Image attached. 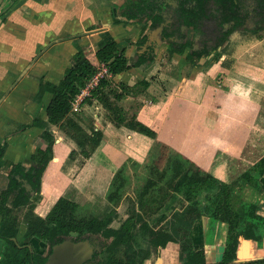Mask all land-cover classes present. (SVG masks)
<instances>
[{"label": "crops", "instance_id": "crops-1", "mask_svg": "<svg viewBox=\"0 0 264 264\" xmlns=\"http://www.w3.org/2000/svg\"><path fill=\"white\" fill-rule=\"evenodd\" d=\"M117 6L118 0H0V144L6 142L0 158V190L5 188L7 172L13 164H35L39 171L47 167L39 156L47 148V134L56 133V127L47 122L45 109L79 49L97 65L99 49L110 42L128 40L125 57L130 63L136 60L135 42L148 32L149 23L120 17ZM149 38L157 40L156 33L152 31ZM167 45L160 42L152 61L113 77L115 82L127 85L142 79L148 82L146 94L137 97L142 102L137 118L157 132L156 138L107 125L96 103L88 105L82 103L83 99L80 109H86L85 104L88 109L95 108L98 112L94 115L103 118L105 131L102 123L96 125L101 126L104 135H108L107 131L117 134V138L123 135L128 151L132 148L129 155H135L138 141L151 147L166 146L204 171L225 172L228 162L240 170L239 161L251 143L252 127L264 113L258 105L264 96V82L222 61L208 65V59L189 67L183 76L182 70L163 55ZM175 55L170 59L175 60ZM222 57L224 62L229 59L228 55ZM158 74L159 78L154 77ZM53 161L52 157L50 162ZM258 184L264 193V175ZM261 209L264 216V203ZM14 212L18 210L12 217ZM16 221H11L9 227L10 231L17 230L19 240V236H25V226L21 224L23 228L18 229ZM2 225L0 220V229ZM200 225L199 231L212 234L211 241L202 247L208 262L244 264L264 257V234L260 242H253L241 238L238 229L230 230L224 222L212 223L207 229L208 221L205 224L202 217ZM12 249L0 239V264H6L5 252Z\"/></svg>", "mask_w": 264, "mask_h": 264}, {"label": "trees", "instance_id": "trees-1", "mask_svg": "<svg viewBox=\"0 0 264 264\" xmlns=\"http://www.w3.org/2000/svg\"><path fill=\"white\" fill-rule=\"evenodd\" d=\"M209 1L214 0H118L117 13L120 17L149 23L148 32L135 42L138 50L136 60L130 63L125 57L126 45L130 44L128 40L110 42L99 49L96 52L97 65H93L84 55L83 49H79L72 56L71 66L65 70L46 106L47 122L57 127L73 141L80 153L86 156L92 153L105 139L103 131L100 128H92L89 132L84 130L73 117V114L80 115L77 113L80 112V107L77 111H72L71 103L80 90L104 67L108 74L98 79L96 85L90 89L89 96L85 97L82 103L98 104L103 110L104 118L116 128L124 127L154 138V131L137 118L142 106V102L137 97L146 94L148 82L142 79L133 85H127L123 82H115L113 79L115 75L152 61L155 48L160 42L168 43L169 58L173 54L182 55L184 65L195 67L201 59H208L213 52L219 55L220 52L218 54L217 50L233 32L241 30L256 33L264 30V18L260 24L255 25L252 23L237 24L231 17H228L221 23L222 38L210 48H200L197 43L196 12ZM216 1L238 6L245 0ZM173 16H177L179 20L178 29L168 30V21H171ZM152 31L156 33L157 40H150L149 36ZM130 94L136 96L131 98ZM262 115L264 116V113ZM261 118L259 117L257 122ZM5 148L6 142L1 143L0 158ZM163 148L168 149L166 146H162ZM251 152L254 154L255 150ZM259 154L255 160L248 162L249 164L241 171L238 178L224 182L212 176L210 172L203 171L186 157L170 152L171 157L167 163L169 168L166 170L169 175L167 187L191 198L194 193L209 189L213 184L220 185L213 198L216 208L210 213L212 220L226 223L230 230L238 229V235L241 238L260 242L264 234V216L259 213V206L256 203L245 205L244 202L234 205L229 201L232 195L229 188L232 186H252L261 192L258 181L259 177L264 175V149ZM36 168L35 164L29 167L21 163L13 164L7 172L5 188L0 190V215H4H2L3 225L0 229V239L16 250L10 256L6 255L9 250L5 252L6 264H43L51 254L53 247L64 242L63 239L70 236L74 230H77L78 235L100 234L105 240L111 239V242L104 248L103 257L108 255V260L103 264H138L141 259L138 258L137 251L131 249L130 246V240L136 229L147 234L150 249H155L154 254L159 248L166 247L168 243L178 244L179 258L183 260V264H240L226 260L208 262L202 248L194 249L189 232L195 219L201 220L202 217L208 215L207 206L194 210L189 216L184 210L178 211L174 215V220H176L173 221L174 227L171 230L166 226L151 227L142 221L140 214H137V220L141 222L138 225L139 228H135L136 221L134 220L132 223L125 222L118 228H114L107 226V221L98 217H76L73 214L75 204L65 196H59L46 215L40 217L34 213L33 204H31V195H36L41 186L40 171ZM26 207L23 217L26 224L24 235L28 238L43 239L47 245L46 253L34 252L26 248L27 245H18L17 230L10 231L8 219L12 217L13 211ZM12 238H15V241ZM124 244H127V247L121 250ZM23 253H26V257ZM94 257H96L95 254ZM244 264H264V257Z\"/></svg>", "mask_w": 264, "mask_h": 264}, {"label": "rangeland", "instance_id": "rangeland-1", "mask_svg": "<svg viewBox=\"0 0 264 264\" xmlns=\"http://www.w3.org/2000/svg\"><path fill=\"white\" fill-rule=\"evenodd\" d=\"M245 1L238 6H231L224 4L223 1L214 0L204 3L197 10L195 22L198 32L197 43L200 48H210L222 38L221 23L228 17H231L237 24L255 23L258 25L262 22L264 0ZM172 18L167 24V29L177 30L179 20L177 16ZM258 39L261 42H258ZM166 44L168 43L166 42ZM166 47L167 50L163 55L178 69L182 70L181 75L185 76L189 66L183 64V56L178 57L176 54L175 60L170 59L168 57V45ZM217 51L220 54L217 55L213 52L214 54L212 53L208 58L209 63L206 64L227 63L234 69L246 71L253 78L262 79L264 82V30L256 33L237 30L227 38V41ZM222 55H228L229 59L224 62ZM220 61L222 62L220 63ZM154 77L159 78V74L154 75ZM256 91L258 90L256 89ZM259 104L264 111L263 95ZM85 105L87 110L80 109V112H77L80 115L73 114V117L88 132L92 128L100 127L101 129V126L96 125L97 122L99 125L102 123V130L105 131L104 126L106 124L103 118L98 119L94 115L98 111L95 108L88 109V105ZM262 118V123L260 119L252 127L250 144L254 145L248 144V150L246 149L242 160L239 161L240 171H238V165H229L228 159H226L228 163L225 172L224 170L216 172L214 169L205 172H210L212 176L224 182L238 178L241 171L249 164L248 162L252 159L255 160L260 155L259 152L264 149V116ZM248 124L251 125V121ZM107 125L110 126V123ZM107 133L108 135H104L105 139L100 145L92 153L88 152L90 154L87 156L80 153L74 142L68 139L57 127L56 133L47 134L49 136V139H46L47 148L42 154L43 156H39V160L45 163L44 168L48 167V169L42 167L43 170H40L39 174L40 178L44 175V186L43 184L40 186L37 194H34L35 196L31 195L33 200L31 204H33V211L36 215L44 217L59 196H65L75 204L73 214L76 217H98L106 220L107 226L114 228H118L125 222L132 223V220L136 221L135 228H139L138 225L141 222L137 220V214H140L142 221L151 227L166 226L171 230L174 227L173 221L176 220H174V215L178 211L184 210L189 216L194 210L203 209L205 206L208 208V215L204 217L205 224L208 221L207 229L210 228V224L217 223V221L212 220L213 217L210 213L216 208V204H213V198L220 185L213 184L209 189L194 193L191 198L176 193L169 189L166 184L169 178L166 170L169 168L167 163L171 157L169 156L170 150L162 149V146L158 144L151 147L148 143L136 141L135 155H129L132 148L128 151L123 135L117 138V134L113 135L110 131ZM156 135L157 132L154 138ZM251 149L255 150L254 154L249 153ZM52 157L55 158V161L50 162ZM229 192L232 194L229 198L231 204L236 205L239 202H244L245 205L256 203L260 208L259 213L262 211L264 193L255 190L252 186H232L229 188ZM26 209L27 207L20 208L17 213L14 212L16 214L8 219L9 223L17 220V228H23L19 226L21 224L26 228L23 219ZM2 215H0L1 222H3ZM200 223L201 220L195 219L189 232L194 249L202 248L206 242L211 241L212 237V234L206 230L199 231ZM19 237L17 244L27 245L26 248L34 252L46 253L47 245L43 239ZM63 240L74 244L84 243L90 247L92 262L86 264H103L108 260V255L103 257V253L111 239L105 240L100 234L78 235L77 230H74L70 236ZM130 244L131 249L136 250L138 258L141 259L138 264H152L154 249H150L146 233L136 229ZM126 247L127 244H124L121 250ZM14 252H16L15 249L9 250L6 255L10 256ZM162 255V264H183V260L179 258L178 244L169 243L168 248L162 250ZM23 256L26 257V253H23Z\"/></svg>", "mask_w": 264, "mask_h": 264}, {"label": "water", "instance_id": "water-1", "mask_svg": "<svg viewBox=\"0 0 264 264\" xmlns=\"http://www.w3.org/2000/svg\"><path fill=\"white\" fill-rule=\"evenodd\" d=\"M90 247L84 243L62 242L53 247L43 264H82L91 258Z\"/></svg>", "mask_w": 264, "mask_h": 264}, {"label": "built area", "instance_id": "built-area-1", "mask_svg": "<svg viewBox=\"0 0 264 264\" xmlns=\"http://www.w3.org/2000/svg\"><path fill=\"white\" fill-rule=\"evenodd\" d=\"M106 68L102 67L93 77L92 79L87 83V85L80 90V92L75 96L71 103L72 111H77L79 109V104L81 101L86 97L89 96V91L93 86L96 85L98 79L102 77L103 75H107Z\"/></svg>", "mask_w": 264, "mask_h": 264}, {"label": "flooded vegetation", "instance_id": "flooded-vegetation-1", "mask_svg": "<svg viewBox=\"0 0 264 264\" xmlns=\"http://www.w3.org/2000/svg\"><path fill=\"white\" fill-rule=\"evenodd\" d=\"M204 218V217H203ZM169 244V243H168ZM168 244L166 245V247H164V248H159L158 249V252H156L155 254H153V258H152V264H162V262H163V255H162V250L163 249H166V248H168ZM174 244V243H173ZM155 250V249H154ZM90 262H92V260L91 259H89V260H87V261H85V262H83L82 264H86V263H90ZM94 263V262H93ZM97 264V263H96Z\"/></svg>", "mask_w": 264, "mask_h": 264}, {"label": "clouds", "instance_id": "clouds-1", "mask_svg": "<svg viewBox=\"0 0 264 264\" xmlns=\"http://www.w3.org/2000/svg\"><path fill=\"white\" fill-rule=\"evenodd\" d=\"M238 87H242V85H237Z\"/></svg>", "mask_w": 264, "mask_h": 264}]
</instances>
